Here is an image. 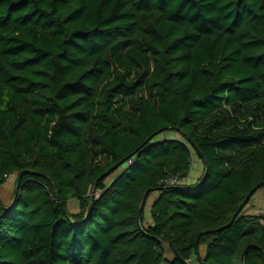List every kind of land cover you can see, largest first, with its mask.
<instances>
[{"label": "trees", "instance_id": "1", "mask_svg": "<svg viewBox=\"0 0 264 264\" xmlns=\"http://www.w3.org/2000/svg\"><path fill=\"white\" fill-rule=\"evenodd\" d=\"M21 173L0 264H264V0H0V186Z\"/></svg>", "mask_w": 264, "mask_h": 264}, {"label": "rangeland", "instance_id": "2", "mask_svg": "<svg viewBox=\"0 0 264 264\" xmlns=\"http://www.w3.org/2000/svg\"><path fill=\"white\" fill-rule=\"evenodd\" d=\"M157 138L158 139H162V138L182 139L181 134H178L176 132H168V133H165V134H163ZM192 152H193V164H192L190 174H189L188 178L186 179L187 184L193 183V181H195V179H197L200 176L199 174H201L203 172V169H204V164H203L202 160L200 159V157L197 155V152L195 151V149L192 148ZM1 190H2V188H0V194H1ZM157 195H158V193L155 192L147 200V204L145 207L146 217L149 216L150 206L153 203V201ZM258 208H264V189L263 188L257 191V193L253 196V198L251 199L250 203L247 205L245 210L247 213L258 214L257 213ZM68 209L71 212L79 211L80 207H79L78 200H76V199L70 200L68 203ZM202 250L204 252V249H202Z\"/></svg>", "mask_w": 264, "mask_h": 264}, {"label": "crops", "instance_id": "3", "mask_svg": "<svg viewBox=\"0 0 264 264\" xmlns=\"http://www.w3.org/2000/svg\"><path fill=\"white\" fill-rule=\"evenodd\" d=\"M197 155H198V153H197ZM199 156V155H198ZM200 157V156H199ZM201 159V158H200ZM202 160V159H201ZM202 162H203V160H202ZM203 164H204V162H203ZM203 171H204V169H203ZM203 173V172H202ZM202 173L201 174H199L200 176L202 175ZM199 176V177H200ZM199 177L197 178V179H199ZM197 179H195V181H193V183H195L196 182V180ZM16 182H17V178H16V176L15 175H12V176H10L8 179H7V181L3 184V185H1L0 186V188H2V190H1V196H0V200H1V202H3L4 204H6V205H10V204H12V202H13V196H14V194H15V188H16ZM186 182V181H185ZM192 184V183H191ZM264 189V188H263ZM150 196H152V194L150 195ZM158 197V195L155 197V199ZM155 199H154V201H155ZM153 201V202H154ZM153 204V203H152ZM152 204H151V206H150V211H151V207H152ZM150 211H149V216L147 217V221L148 222H151V218H150Z\"/></svg>", "mask_w": 264, "mask_h": 264}, {"label": "water", "instance_id": "4", "mask_svg": "<svg viewBox=\"0 0 264 264\" xmlns=\"http://www.w3.org/2000/svg\"><path fill=\"white\" fill-rule=\"evenodd\" d=\"M163 139H165V140H168V139H170V138H163ZM198 155L199 156H202L201 155V153H199L198 152ZM203 159V158H202ZM204 160V159H203ZM22 174L23 173H21L20 175H18V176H16V178H17V182H16V188H15V195H17L18 194V192H19V188H20V179H21V177H22ZM95 186H96V184H95ZM147 194L148 193H145V195H144V197H143V200H142V202H141V205H140V209H139V216H141V214H142V211H143V207H144V205H145V203H146V199H147ZM250 197V196H249ZM249 198H247L246 200H245V202L248 200ZM244 206V204L240 207V209L238 210V212L235 214V216H234V218L233 219H235V217L238 215V213L240 212V210L242 209V207ZM11 208V206H5V209L6 210H9ZM200 237V236H199ZM199 237H198V239H197V245L199 244ZM250 247V246H249ZM249 247H247L246 248V250H245V252H244V254H243V260L245 259V256H246V254H247V252H248V249H249ZM172 248L175 250V252H176V249L174 248V246H172ZM181 260H182V262H183V264H191L189 261H187V260H185V259H183V258H181Z\"/></svg>", "mask_w": 264, "mask_h": 264}, {"label": "built area", "instance_id": "5", "mask_svg": "<svg viewBox=\"0 0 264 264\" xmlns=\"http://www.w3.org/2000/svg\"><path fill=\"white\" fill-rule=\"evenodd\" d=\"M179 183H181V180H179L178 178H172L171 180L167 181V184H170V185H176ZM257 213L258 215H264V208H258Z\"/></svg>", "mask_w": 264, "mask_h": 264}]
</instances>
